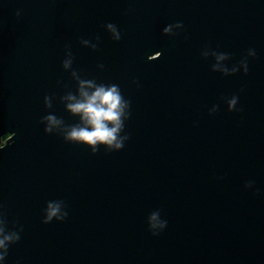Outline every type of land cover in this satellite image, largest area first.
I'll return each instance as SVG.
<instances>
[{"label":"water","instance_id":"water-1","mask_svg":"<svg viewBox=\"0 0 264 264\" xmlns=\"http://www.w3.org/2000/svg\"><path fill=\"white\" fill-rule=\"evenodd\" d=\"M68 51L130 102L123 150L46 134L50 111L79 122L61 103ZM49 201L66 221L43 223ZM0 213L20 234L3 264H264V0H0Z\"/></svg>","mask_w":264,"mask_h":264},{"label":"clouds","instance_id":"clouds-1","mask_svg":"<svg viewBox=\"0 0 264 264\" xmlns=\"http://www.w3.org/2000/svg\"><path fill=\"white\" fill-rule=\"evenodd\" d=\"M17 16L21 14L17 11ZM107 31L111 34L114 41L121 40V33L118 28L108 23ZM183 28L181 22L174 25H167L163 34L172 36L175 35L174 30ZM99 38H97L98 40ZM83 47L97 50V45L89 40H81ZM205 59L209 56L214 58L215 64L213 71L222 73L224 76L235 75L238 67H233L229 70L225 66V61L229 57L225 54L205 51L203 53ZM249 57H254L255 52L249 51ZM74 57L71 51H68L66 59L63 61V69L70 72L73 80L77 83V91L75 93L68 92L61 98V103L65 105V110L72 117L78 119V123L74 125H66L63 119L58 118L51 111L44 116L42 123L46 126L45 132L48 135L60 134L65 142L76 145H84L91 149L95 155L100 148H104L107 152H119L123 150L126 141L129 139L127 135H122L125 132V122L130 118V102L127 101L117 84H102L95 80L81 78L79 73L73 70ZM103 67V66H101ZM244 73L248 72L247 60H242L240 66ZM238 98L232 97L227 100L229 112L236 111ZM45 106L49 110L52 109V98L45 97ZM218 111V107H213L210 114ZM252 183L245 185L246 188H252ZM44 224H51L53 221L64 222L68 219V212L65 210L63 201H49L44 213ZM148 230L153 237L160 236L168 226V222L162 219L161 211L154 210L148 217ZM22 231V229H20ZM20 240L19 231H9L6 220L3 214L0 213V264L6 260L11 246L17 244Z\"/></svg>","mask_w":264,"mask_h":264}]
</instances>
